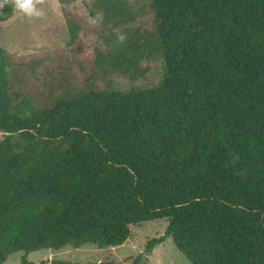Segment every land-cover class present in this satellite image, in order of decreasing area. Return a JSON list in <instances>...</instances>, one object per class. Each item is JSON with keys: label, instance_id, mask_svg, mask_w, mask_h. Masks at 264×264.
<instances>
[{"label": "trees", "instance_id": "trees-1", "mask_svg": "<svg viewBox=\"0 0 264 264\" xmlns=\"http://www.w3.org/2000/svg\"><path fill=\"white\" fill-rule=\"evenodd\" d=\"M88 3L105 78L140 80L154 61L162 74L124 91L70 78L68 62L35 94L12 75L42 61L0 47V264L118 247L158 219L147 253L171 237L191 264H264V0H149L144 28L127 0ZM13 14L5 4L0 22Z\"/></svg>", "mask_w": 264, "mask_h": 264}, {"label": "rangeland", "instance_id": "rangeland-1", "mask_svg": "<svg viewBox=\"0 0 264 264\" xmlns=\"http://www.w3.org/2000/svg\"><path fill=\"white\" fill-rule=\"evenodd\" d=\"M90 0H44L38 5L44 12L40 18L28 17L14 6L13 16L0 22V47L8 56L36 55L42 61L34 67H21L13 71L12 84L16 90L40 94L47 84H57L55 78L65 82L69 75L51 74L68 62L72 67L70 78H89L97 86H106L113 80L116 88L127 91L134 86H149L159 81L162 74L161 62L154 61L152 69L137 81L125 76L105 78L103 70L96 63L97 51L106 45L102 25V15H91ZM135 16L131 26L148 27L151 24L149 0H127ZM72 27V28H71ZM79 36L74 38L73 31ZM108 59L109 56L104 57ZM3 133L0 132V137ZM167 219H158L131 226L130 238L121 246L100 249L92 244L80 248L66 246L60 250H40L29 254L28 260L34 264H52L53 261L88 264L101 262L130 264L138 255L141 264H191L175 246L171 237L157 245L150 253L147 243L154 237L165 234ZM23 253H15L4 264H22Z\"/></svg>", "mask_w": 264, "mask_h": 264}, {"label": "clouds", "instance_id": "clouds-1", "mask_svg": "<svg viewBox=\"0 0 264 264\" xmlns=\"http://www.w3.org/2000/svg\"><path fill=\"white\" fill-rule=\"evenodd\" d=\"M9 2L14 3V6L19 11L23 12L28 17L40 18L44 15V12L38 5L42 4L44 0H0V8ZM127 39L125 33H118L117 40L120 43H124Z\"/></svg>", "mask_w": 264, "mask_h": 264}]
</instances>
